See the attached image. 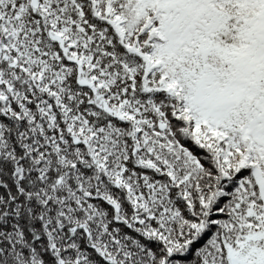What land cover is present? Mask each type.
Returning <instances> with one entry per match:
<instances>
[{"label":"snow or ice","instance_id":"snow-or-ice-1","mask_svg":"<svg viewBox=\"0 0 264 264\" xmlns=\"http://www.w3.org/2000/svg\"><path fill=\"white\" fill-rule=\"evenodd\" d=\"M0 264H264V0H0Z\"/></svg>","mask_w":264,"mask_h":264}]
</instances>
